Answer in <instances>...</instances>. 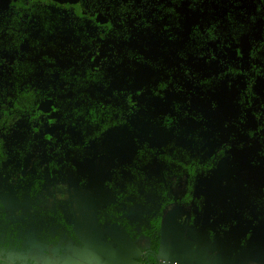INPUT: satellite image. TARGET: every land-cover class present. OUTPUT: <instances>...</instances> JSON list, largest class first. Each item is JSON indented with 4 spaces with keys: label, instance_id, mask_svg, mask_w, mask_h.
Returning a JSON list of instances; mask_svg holds the SVG:
<instances>
[{
    "label": "trees",
    "instance_id": "obj_1",
    "mask_svg": "<svg viewBox=\"0 0 264 264\" xmlns=\"http://www.w3.org/2000/svg\"><path fill=\"white\" fill-rule=\"evenodd\" d=\"M100 1L102 6L96 14L105 17L116 10L120 12L122 24L133 19L151 29L163 17L159 12L161 7L153 5V0H149L147 8L142 3L148 0ZM123 1H132L133 7ZM21 2L24 0H0L1 262L34 264L27 255L31 249H37L50 256L55 264H61L73 249L82 247L73 232L71 199L57 197L55 186L77 188L89 183L94 160L104 157L113 160L111 172L103 180V185L113 192V198L109 205L96 208L103 239H107L106 229L118 223L132 241L148 242L147 250L143 249L147 252L143 264H158L156 254L166 209L189 207V224L198 228L205 212L202 192L207 185L202 182L213 174L219 161L230 158L231 150L236 143L241 145L242 139L221 130L210 132L199 110L177 103L165 104L163 91L170 88L171 76H180L183 81L187 71L185 66L162 65V59L154 64L157 71L155 86H149L154 96L150 100L131 101L130 94L111 89L100 72L90 69L85 71L84 78L79 73L72 75L73 71H66L68 78L63 87H67L56 92L49 85L48 91L55 92L46 96L33 80L51 74L52 67L45 69L49 62L39 58L20 61L16 52L12 55L11 49L21 42L23 21L22 11L18 9ZM172 2L163 8L170 23L176 16L175 3L179 2L182 8L197 16L215 14L217 21L226 19L227 28L234 32L227 39V32L217 33V21L212 22L203 31L196 30L187 44L188 49H200L216 37L221 42L226 38L231 44L249 41L244 51L236 50L229 57L228 63L231 68L244 66V85L235 97L236 104L251 108L256 103L262 109L254 113L258 123L253 133L258 135L259 147L252 163L264 170V0L228 2L224 13L216 9L221 0ZM29 8L26 20L32 22L30 15L36 16L32 4ZM56 15L54 23L61 26V15ZM45 16L37 14L39 24H47ZM257 18H261L258 31L254 30ZM168 31L167 27L159 31L163 49H169L176 40ZM102 37L107 39L105 34ZM169 53L166 50L162 55L166 57ZM192 53L204 57L200 50ZM176 56L185 58L178 51ZM231 68L209 76L195 75L194 80L202 91L216 90L225 85L230 73L234 79ZM47 97L55 100L52 101L55 112L51 113L48 104L45 111H38L44 116L37 118L34 109ZM9 202L16 208L9 209ZM214 216L221 218L219 230L229 236L231 243L238 241L240 250L245 244L262 247L260 235L254 237L253 229L264 230V196L259 199L252 191L238 215L240 223L248 220L252 228L241 237L240 229L245 228H233L238 222L233 205L215 207ZM209 237L213 240L214 233H209Z\"/></svg>",
    "mask_w": 264,
    "mask_h": 264
},
{
    "label": "flooded vegetation",
    "instance_id": "obj_2",
    "mask_svg": "<svg viewBox=\"0 0 264 264\" xmlns=\"http://www.w3.org/2000/svg\"><path fill=\"white\" fill-rule=\"evenodd\" d=\"M235 1L236 0H221L219 5L216 6V9L220 13H224L229 6L228 2L231 3ZM179 2L175 3L176 16L172 19L173 22L170 23L168 22V18L164 16L165 14L163 12V8L164 6L173 4L172 0L151 1L153 5L161 7L159 12L163 15L159 21L153 24L152 28L150 27L151 29H149V27L145 28L143 24L139 23L138 21L134 22L133 19L129 20V23L127 24H122L120 12H117L116 10H114L112 13H109V15L107 14L105 17L97 15L96 12H98L99 7L102 6L100 0H36L33 2H21L19 3L20 7H25L27 9L32 4V10L36 17L33 18V15L31 14L30 16L33 20L32 22H29L26 20L29 11H22L23 27L22 33L20 35L21 42L17 44V47L11 49L12 55L13 52H16L18 54V60L20 61L28 59L35 60L36 58H39L49 62V64L46 63L45 69L49 70L52 67V71H50L51 74L47 75L46 77L40 75L33 80V84L40 87L46 96H51L50 92H55L48 91L49 85H51V87L54 88L56 92H59L61 89L67 87H63L66 83V79L68 78L65 73L66 71H73L72 75L79 73L81 76L80 78H84L86 77L85 71L90 69L94 72H100L103 81L111 89H115L117 91H126V93L130 94L129 99L131 101L135 99L150 100L154 96L149 90V86H155V71H157L154 64L158 62L160 63L162 59V65L185 66V69L188 73H185L183 81L180 80V76H177L176 78L171 76V79L169 80L170 88L163 91V100L167 101L165 104L177 103L178 105L182 104L185 107L191 108L188 106V102H190V100L186 98L188 92L213 94L219 90L233 92V101L236 104L235 97L239 92L238 90L244 85V66L239 65L235 66V68H231L232 65L228 63V59L229 57L231 59L235 55L236 50L244 51L247 48V45H249V41L241 40L239 42L237 41L236 44L233 42L231 44V42H228L226 38H224V40L221 42V38L216 37L217 39H210L206 46H203L200 49H188L187 44L196 33V30L199 29L203 31L205 27L211 25L212 22L217 21L218 17L215 14L197 16L193 13H189L187 9L182 8V6L179 5ZM123 3H127L129 6L133 7L132 1H123ZM116 4L118 5L120 2L118 1ZM149 4V0L148 2L144 1L142 3L144 8H147L146 6ZM37 14H42L44 16L46 14L45 17L48 19L47 24H39L37 21ZM56 14H58V16L61 15V26L60 24L54 23V18L57 17ZM145 14L148 15V12H145ZM148 18L149 17L145 19L149 20ZM260 22L261 18H257L256 27L254 30L258 31V28L261 29L259 27ZM37 25H39V28H37ZM227 25V20L224 18H221V20L216 22L217 33H222L225 30V32H227L228 39L230 34L234 32L227 28ZM165 27H167L169 30L168 33L174 34L176 37L175 42H171V47L169 49H163L160 46L163 42H161L159 39L161 35L159 31L161 29H165ZM2 30L3 28L1 25V34ZM150 32H155V36L157 38V45L155 47H151V50H149V48H143L141 45H134V41L137 40L138 36ZM103 34L106 35L107 39L102 37ZM38 38L41 39L40 42L38 41ZM124 38L127 40H119ZM111 39H113V41H111ZM166 50H169L171 53H169L166 57H163L162 54H164ZM199 50L204 52V57H197L195 53H192V51L195 52ZM177 51L178 53L182 52L185 58L179 59V57L176 56ZM199 61L205 62V66H207L205 67V70L198 71L196 69V64ZM215 62L220 67L217 71H214L211 68ZM226 68H231L234 70L235 75L233 80L231 79L232 73H230L228 75V80H225V85L219 86L216 90L208 89L206 91H202L198 88L197 82L194 80L195 75L209 76L212 75V73H220ZM140 74H145L144 77H146V82L142 85V89L134 90L131 85L135 82L136 78L139 77ZM259 94L261 95V93ZM52 101L54 102L55 100L52 98ZM52 101H50V99L47 97L43 100L40 106H36L34 110L37 111V118L44 116V114H41L38 111H45L46 109L44 110V108H46L48 104L50 106L51 113L55 112L56 107ZM159 101L162 100L159 99ZM236 105L239 107V104ZM254 108L256 111H252ZM239 109L242 112L249 109L251 113H259L262 111V109L259 108L256 103H254L251 108L239 107ZM196 110L202 112L205 126L210 132L219 130L226 132L225 127H222L219 130H211L208 128V126H210L208 115L203 109ZM254 113H252L254 119V126L252 128L244 129L241 133L238 131V133L232 134L241 138L243 141L242 144L240 145V142L236 143L234 149L230 152V158H223L217 165L216 170L220 165L225 166V173L221 186L219 187L215 185V183L212 181V176L216 170L209 178L202 182L203 184L207 185V189L202 192L205 197V212L201 221L198 223V228H195L189 224V207H185L183 205L174 207L169 206L166 209L161 223L160 245L162 239V226L167 213L178 210V212L181 213L184 218L183 225L184 229L186 230L185 233H193V231L198 233L200 241H203V239L207 241L210 252L213 250L212 243H214L216 249L218 250V257L211 256L210 252L207 251L206 259H222V256L225 258L226 254H228V257H232L235 253L240 251L239 242L234 241V243H231L229 236L219 230L221 218L216 219V216H214V208L217 206L224 207L225 205H228V203L234 206L235 221L238 220V222L233 224V228H245L244 231L239 228L241 231L238 235L241 237L244 232L248 230L247 227L250 223L248 220H244V224L240 223L241 221H239L240 218L238 215L243 212L252 191H254V194L259 196V199L264 196V170L259 165L252 163V157L256 155V151L259 147L258 135L257 133H253V131L256 130L258 123ZM241 117L239 120H242L241 122H243L244 120L241 119ZM235 126H237L236 122ZM54 130L56 131V127ZM247 131L252 132L251 134H247ZM98 160H103L105 166V173L101 177V186L92 185L91 180V176L93 175L95 169V164L98 162ZM112 167L113 160L104 157H98L93 162L92 174L90 176L89 183L77 188H69L66 185L55 186V193L57 197L63 198L64 200L71 199L73 211V232L82 246L80 249H73L71 253L65 257V259H74L73 254L75 250L78 251L77 259H86L84 256V253L86 252L90 254V258H95V254L83 245L80 237L75 232V218L78 217L79 219V215H85L87 220L95 219V226L99 230L98 233L101 234L100 240L103 242L110 243L113 246L114 243L112 242L109 231L112 228H117L118 230H121L126 240L131 241L140 247L144 245L142 242L144 241L143 239L132 241L118 223H113L106 229L105 232L107 239H103L104 234L98 227L96 218L97 206H107L111 203L113 198V192L103 185V180L110 174ZM89 185H91V191L89 193H84L81 199L79 198L80 204L83 205L85 198L88 196L89 198L96 197L97 194L94 193H99L101 190L107 191L110 196L107 202H99L94 205L92 218H90L89 214L86 215V213L81 212L83 208H81L79 211L76 209L75 204L77 203L74 201L72 196L74 191L84 189ZM12 204L14 205V203ZM245 222H247L246 224H249L246 225ZM253 230L256 232L261 229L254 228ZM211 232L216 234L215 237L216 240H218L217 242H212L213 240H211L209 237V233ZM187 237L189 238V235ZM227 241H230L229 246H227ZM145 244L148 245V242L146 241ZM31 250L29 251L27 258L33 261L34 264H55V261L42 251L34 249V252L32 253ZM145 254H143L141 259L145 258Z\"/></svg>",
    "mask_w": 264,
    "mask_h": 264
},
{
    "label": "rangeland",
    "instance_id": "obj_3",
    "mask_svg": "<svg viewBox=\"0 0 264 264\" xmlns=\"http://www.w3.org/2000/svg\"><path fill=\"white\" fill-rule=\"evenodd\" d=\"M45 1H47V0H45ZM18 9H19V11H24V12H28V10H29V8L26 9L25 7H18ZM134 45L135 46L141 45V47L149 48V50H151V47H155L157 45V38L155 36V32H150L147 34H141L140 36H138L137 40L134 41ZM205 65L206 64L204 61H199L196 64V69L198 71L205 70V67H207ZM211 68L214 71H217L220 67L215 62V63H213ZM144 75L145 74H140L139 77L136 78L135 82L131 85V87L134 90H140L143 88L142 85L146 82V77H144ZM186 98H188L190 100V102H188L189 107L196 108V109H203L206 112V114L208 115V119L210 121V126H208V128H210L211 130H214V129L219 130L222 127H225L226 132L233 134V133H238V131H240L239 133H241L242 130L247 129V128H252L254 126V119H253V115H252V113H254V112L251 113L249 111V109L242 112L239 109V107L233 101V98H234L233 92L224 91V90H219L213 94L212 93L203 94V93H199V92L198 93L188 92V94L186 95ZM252 111H256V109L254 108ZM240 117H241V119L244 120L243 122H241L242 120H239ZM235 122H236L237 126H235ZM223 124H224V126H223ZM242 137H243V135H242ZM104 173H105L104 162H103V160H98V162H96V164H95V169H94L93 175L91 176L92 185L101 186V184H100L101 177L103 176ZM224 173H225V166L220 165L219 168L214 172V174L212 176V181L215 183V185H217L219 187L221 186V184L223 182ZM90 191H91V185L86 186L84 189L74 191L72 196L74 198V201L77 203V204H75L76 209L79 211L81 208H83L81 210V212L86 213V215L89 214L90 218H92L94 205L96 203H99V202H107L109 200L110 196L107 193V191L101 190L99 193H94V194H97L96 197L89 198V196H88L85 198L83 205L80 204L79 198L81 199L82 196L84 195V193H89ZM7 206L9 209H14L15 205H13L12 203H9V204H7ZM247 229L251 230L252 228L248 225ZM87 231L88 230H86L84 232V230H83V232H82V230L75 228V232L79 234L81 239L83 238V234L85 233L86 234L85 239L89 240V239H91V236H93V235L91 234V232H89V231L87 232ZM165 234L169 235V233H165ZM185 234H186V236L189 235V236L194 237L193 233L187 232ZM195 235H197L196 232H195ZM256 235L257 236L260 235V241H262V247L253 248L252 246L248 247V245L245 244L244 248L242 247V249L238 253H235L234 255L231 254V255H233L232 257H228V254H226L225 258L222 256V259H227V258L230 259V258H234L235 256L238 255V256L243 257L244 259H247L249 261L248 264H260V263L263 264L264 263V230L256 231L254 237ZM215 236H216V234H214L212 242L218 241V240H216ZM165 237H167V236H165ZM93 239L96 240L97 238L94 236ZM143 240L144 241H142V242H143V244H145L146 240L145 239H143ZM212 244H213V246H212L213 250H211V252H210V250L208 248L207 251L210 252L211 256H217L218 257V250L216 249L214 243H212ZM229 245H230V241H227V246H229ZM92 246H93V244H91L90 247H92ZM87 249H89V248L87 247ZM31 252L33 253L34 249H32ZM77 255H78V251L75 250L74 254H73L74 259H77ZM84 256L86 259H92V258H90V254L88 252L84 253ZM219 259H221V258H219ZM43 264H46V263H43Z\"/></svg>",
    "mask_w": 264,
    "mask_h": 264
},
{
    "label": "crops",
    "instance_id": "obj_4",
    "mask_svg": "<svg viewBox=\"0 0 264 264\" xmlns=\"http://www.w3.org/2000/svg\"><path fill=\"white\" fill-rule=\"evenodd\" d=\"M183 215L178 210L167 213L162 226L161 245L156 256L158 264H248L249 261L241 256L230 259H206L207 241H200L199 234L189 238L185 234ZM75 228L88 230L93 236L86 240L83 234L81 241L95 254V259H65L61 264H143L141 259L147 253L148 245L142 247L126 240L121 230L110 229L114 245L100 240L101 234L95 226L94 220H87L85 215L75 218ZM87 231V232H88ZM165 233H169L166 235ZM78 234V233H77ZM79 236V234H78ZM97 239L94 240L93 237ZM167 236V237H165ZM80 237V236H79ZM196 237V238H195ZM93 244V248L90 247ZM261 264V263H260ZM264 264V263H263Z\"/></svg>",
    "mask_w": 264,
    "mask_h": 264
},
{
    "label": "clouds",
    "instance_id": "obj_5",
    "mask_svg": "<svg viewBox=\"0 0 264 264\" xmlns=\"http://www.w3.org/2000/svg\"><path fill=\"white\" fill-rule=\"evenodd\" d=\"M0 264H3V262H0Z\"/></svg>",
    "mask_w": 264,
    "mask_h": 264
}]
</instances>
